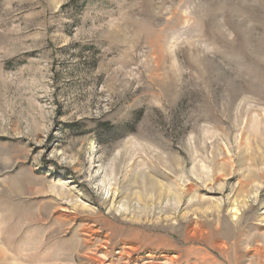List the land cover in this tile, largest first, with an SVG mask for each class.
I'll use <instances>...</instances> for the list:
<instances>
[{"label": "rangeland", "instance_id": "1", "mask_svg": "<svg viewBox=\"0 0 264 264\" xmlns=\"http://www.w3.org/2000/svg\"><path fill=\"white\" fill-rule=\"evenodd\" d=\"M0 264H264V0H0Z\"/></svg>", "mask_w": 264, "mask_h": 264}, {"label": "bare ground", "instance_id": "2", "mask_svg": "<svg viewBox=\"0 0 264 264\" xmlns=\"http://www.w3.org/2000/svg\"><path fill=\"white\" fill-rule=\"evenodd\" d=\"M150 186H151V185H150ZM152 186H153V185H152ZM152 186H151V187H152ZM150 190H151V189H150Z\"/></svg>", "mask_w": 264, "mask_h": 264}]
</instances>
